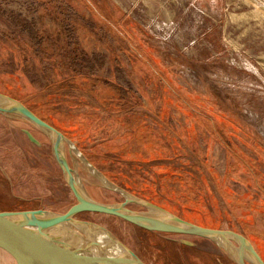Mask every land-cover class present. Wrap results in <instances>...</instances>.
Returning a JSON list of instances; mask_svg holds the SVG:
<instances>
[{"label":"rangeland","instance_id":"obj_1","mask_svg":"<svg viewBox=\"0 0 264 264\" xmlns=\"http://www.w3.org/2000/svg\"><path fill=\"white\" fill-rule=\"evenodd\" d=\"M0 93L64 135L92 200L235 232L264 263V0H0ZM75 203L49 137L0 113V212ZM76 219L145 264H236L207 238Z\"/></svg>","mask_w":264,"mask_h":264},{"label":"water","instance_id":"obj_2","mask_svg":"<svg viewBox=\"0 0 264 264\" xmlns=\"http://www.w3.org/2000/svg\"><path fill=\"white\" fill-rule=\"evenodd\" d=\"M0 113L24 118L43 131L52 141L54 157L76 203L61 214L42 210L0 212V252L14 264H145L106 229L77 216L95 213L115 217L148 232L191 235L213 240L236 264H245L247 252L257 264H264L251 244L240 234L187 222L152 204L126 197L123 204L108 205L89 198L74 181L64 154L66 138L22 103L0 93ZM27 137L37 143L32 135ZM135 202L148 210L135 212L126 204ZM80 228L103 232L98 237ZM235 242V243H234ZM185 244L192 246L191 243Z\"/></svg>","mask_w":264,"mask_h":264},{"label":"bare ground","instance_id":"obj_3","mask_svg":"<svg viewBox=\"0 0 264 264\" xmlns=\"http://www.w3.org/2000/svg\"><path fill=\"white\" fill-rule=\"evenodd\" d=\"M94 174V173H93ZM91 235L98 236V237H103L105 236L103 232L100 231H88Z\"/></svg>","mask_w":264,"mask_h":264}]
</instances>
